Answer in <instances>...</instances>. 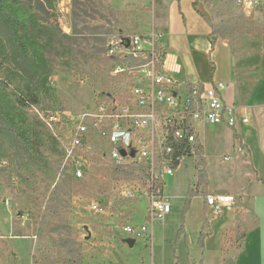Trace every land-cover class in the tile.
<instances>
[{"label":"rangeland","instance_id":"1","mask_svg":"<svg viewBox=\"0 0 264 264\" xmlns=\"http://www.w3.org/2000/svg\"><path fill=\"white\" fill-rule=\"evenodd\" d=\"M75 1L76 5L71 0L61 1L56 18L51 20L63 34L73 37L70 54L53 59L50 82L56 95L42 97L38 107L22 112L26 117L24 133L0 117V243L5 248H0V264H176L177 258L183 264L190 251L197 256L205 248V243L204 248L199 245L201 220H215L216 226V219L220 218L204 208L209 192L207 182L202 183L200 195L192 200L184 221V235L178 236L187 191L196 189L198 183L195 158L185 159L180 171L165 177L164 196L172 211L162 222L155 223L152 235L138 238L124 234L123 228L147 226L151 230L149 203L143 194L126 199L122 192L143 182L114 173L113 166L102 157V150L106 149L102 140H92L88 150L85 148L83 156L91 171L84 179L77 181L69 169H62L64 148L75 127L71 119L103 101L102 94L114 93V85L117 88V82L106 71L110 63L109 43L135 33L137 27L136 18L127 10L115 9L116 5L134 0ZM204 1L201 0L204 14L212 23L215 37L229 44L236 65L249 72V79L260 81L263 86L264 14L246 17L230 7L232 14L217 0ZM151 4L139 9L151 11ZM139 19L140 30H146L150 17ZM263 100L264 97L254 104ZM53 112L61 114V122L45 128L41 116ZM250 120L261 122L264 135V118L253 113ZM238 123L236 120V127ZM220 126L203 131L197 123L207 147L205 176L209 185L245 195H263L264 186L258 184L251 164L236 153L232 136ZM224 127L232 131L231 127ZM249 148L253 164L264 179V143L249 140ZM224 156L231 160L224 161ZM93 202L104 204L108 214L91 213ZM241 212L242 209L236 211V218ZM224 216L232 214L225 212ZM223 239L231 245L242 242V235L232 228L223 234ZM130 240L134 241L133 247Z\"/></svg>","mask_w":264,"mask_h":264},{"label":"built area","instance_id":"2","mask_svg":"<svg viewBox=\"0 0 264 264\" xmlns=\"http://www.w3.org/2000/svg\"><path fill=\"white\" fill-rule=\"evenodd\" d=\"M217 2L239 10L246 17L258 12L264 14V0ZM161 38L162 34L153 27L148 36L133 33L109 43L110 63L106 71L117 82V88L114 85V93L102 94L103 101H97L71 119L75 127L63 152L62 169H69L77 181L91 171L83 155L95 139L104 142L106 149L102 150V157L113 169L144 168L147 179L143 185L126 187L122 192L126 199L143 194L149 203L151 230L147 226L123 228L124 234L137 238L147 233L152 235L155 223L162 222L172 211L170 201L164 196V186L162 189L157 186L160 180L164 184L165 177H172L177 171L173 166L171 142H184L188 146V156L176 159L181 167L185 159L195 158L197 123L235 128L237 120L235 109L227 107L221 97L227 85L217 83L201 88L199 84H192L190 93L188 83L178 82L166 71ZM61 119L59 112L41 116L47 128L60 123ZM205 203L210 214L220 217L235 204V198L215 193L207 195ZM90 211L94 215L108 214L106 206L100 202H93Z\"/></svg>","mask_w":264,"mask_h":264},{"label":"crops","instance_id":"3","mask_svg":"<svg viewBox=\"0 0 264 264\" xmlns=\"http://www.w3.org/2000/svg\"><path fill=\"white\" fill-rule=\"evenodd\" d=\"M150 1L153 3L151 11L143 12L139 9V7H151ZM195 2L197 3L196 7ZM124 4L123 6L122 4L121 6L116 5L115 9L117 12L127 10L128 14L136 18L135 33L148 36L155 27L162 34L165 69L178 82L204 86L224 83L228 86L221 93V97L227 107L235 109L239 127H235L232 131L224 126L218 128L232 136L233 149L251 164L252 172L255 173L258 184L264 186V179L260 178L253 164L252 153L249 148V140L254 143H264V135H261V130L263 131L261 122L255 123L250 120L253 113L257 117L264 118V100L254 104L255 101L264 97V85L261 86L260 81L254 82L249 79V72L236 65L235 55L229 44L212 35V23L204 14L201 0H147L146 3H139L134 0V2L126 1ZM145 17H150L151 24L146 30H140L139 18ZM214 41L215 47L211 53V42ZM204 66L205 69H203ZM213 67L215 71L212 77ZM262 80L264 83V78ZM244 119H247L248 122L244 123ZM251 124L253 126L249 128ZM198 125L203 131H207L211 127L204 122H200ZM200 129L197 131V137L204 147L206 155L207 147ZM234 132L238 134L239 140L234 139ZM240 143L243 144V148L240 147ZM230 158L229 156L223 157L226 162L230 161ZM180 169L179 167L177 171ZM206 179L208 195L220 193L235 198V204L231 210L224 211V213L228 212L232 216L222 217L223 213L220 218L216 219L218 220L216 226L215 220H208V233L211 235L205 240V248L202 252L199 250L200 254L197 256L192 255L190 251L184 258L183 264H264V193L261 196H254L245 195L229 188H214L209 185L208 178ZM204 208H207L209 212L207 206ZM240 209L242 212L236 218L235 213ZM204 221L205 218L201 220L200 228ZM215 228H218L217 233H215ZM232 228H236L241 233L242 242L237 243L235 241L234 244L226 245L223 234ZM2 245L0 243V248H3ZM177 260L176 264H179L180 259L177 258Z\"/></svg>","mask_w":264,"mask_h":264},{"label":"trees","instance_id":"4","mask_svg":"<svg viewBox=\"0 0 264 264\" xmlns=\"http://www.w3.org/2000/svg\"><path fill=\"white\" fill-rule=\"evenodd\" d=\"M61 1L66 0H0V117L22 133L26 132V117L22 112L38 107L42 97L53 98L56 95L50 82L53 59L69 55L72 51L73 37L63 34L58 26L51 23L56 18L55 12ZM71 1L76 5L75 0ZM194 5L196 7L197 3ZM226 11L232 12V9L228 7ZM212 35L215 36L214 32ZM214 47L215 41L211 42V53ZM214 71L213 67L212 77ZM187 87L191 93L192 84L188 83ZM233 137L235 140L240 139L236 132ZM52 140L59 146L55 137ZM170 146L174 148L173 166L178 170L180 162L176 159L188 156V146L175 141ZM240 147L243 148L242 143ZM195 160L198 183L196 189L189 188L187 191L179 238L184 235V221L191 202L200 195L199 186L207 182L205 152L199 141ZM144 172L142 167L114 169L117 176L132 177L142 182L147 179ZM157 186L162 189L165 184L160 180ZM208 229L209 223L205 221L199 238L201 248H204L205 240L211 235Z\"/></svg>","mask_w":264,"mask_h":264},{"label":"water","instance_id":"5","mask_svg":"<svg viewBox=\"0 0 264 264\" xmlns=\"http://www.w3.org/2000/svg\"><path fill=\"white\" fill-rule=\"evenodd\" d=\"M129 244L131 245V247H133L134 246V241L133 240H130L129 241Z\"/></svg>","mask_w":264,"mask_h":264}]
</instances>
